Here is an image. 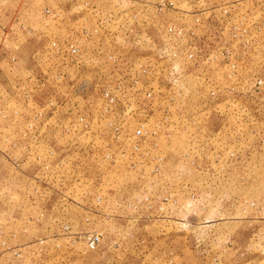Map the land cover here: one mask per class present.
<instances>
[{"label": "rangeland", "instance_id": "374dc122", "mask_svg": "<svg viewBox=\"0 0 264 264\" xmlns=\"http://www.w3.org/2000/svg\"><path fill=\"white\" fill-rule=\"evenodd\" d=\"M0 81V264H264V0H0Z\"/></svg>", "mask_w": 264, "mask_h": 264}, {"label": "built area", "instance_id": "2783aa9c", "mask_svg": "<svg viewBox=\"0 0 264 264\" xmlns=\"http://www.w3.org/2000/svg\"><path fill=\"white\" fill-rule=\"evenodd\" d=\"M189 56H193V54H190ZM142 67V66H141ZM150 70L148 69V68H143V70H142V72L145 74V75H150V72H149ZM144 83H147V81H144ZM149 96H151V93H149L148 94ZM142 129H138V130H136V134H138V135H143L142 134ZM99 240H100V238L98 237V236H96V237H94L92 240H91V242H90V245L92 246V247H94L96 244H97V242H99Z\"/></svg>", "mask_w": 264, "mask_h": 264}, {"label": "crops", "instance_id": "0c3cea01", "mask_svg": "<svg viewBox=\"0 0 264 264\" xmlns=\"http://www.w3.org/2000/svg\"><path fill=\"white\" fill-rule=\"evenodd\" d=\"M7 88H12V85H10V82L8 83V82H1L0 81V97L3 96L5 98V96L7 95V92H8V91H6Z\"/></svg>", "mask_w": 264, "mask_h": 264}]
</instances>
